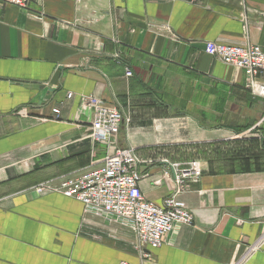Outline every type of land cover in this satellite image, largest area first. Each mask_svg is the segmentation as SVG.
Here are the masks:
<instances>
[{
  "label": "crops",
  "instance_id": "obj_1",
  "mask_svg": "<svg viewBox=\"0 0 264 264\" xmlns=\"http://www.w3.org/2000/svg\"><path fill=\"white\" fill-rule=\"evenodd\" d=\"M207 41L264 50V0L0 1V264H264V153L226 157L215 126L227 114L228 132L264 137V97ZM91 96L119 104V145L138 154L147 200L175 193L173 165L202 169L177 195L194 224L159 248H137L133 230L77 199L35 191L106 156Z\"/></svg>",
  "mask_w": 264,
  "mask_h": 264
},
{
  "label": "built area",
  "instance_id": "obj_2",
  "mask_svg": "<svg viewBox=\"0 0 264 264\" xmlns=\"http://www.w3.org/2000/svg\"><path fill=\"white\" fill-rule=\"evenodd\" d=\"M20 8H27L32 0H0ZM205 52L224 64L246 75V87L254 98L264 97V50L258 44L232 45L207 41ZM127 76L132 71L127 69ZM73 97V93H68ZM89 105L94 109L92 121L93 140L108 146V152L99 166L78 177L48 181L35 188L38 195L57 192L77 199L85 210L103 217L108 222L120 223L137 236L136 247L159 248L177 236L183 225L194 224V215L177 201V195L186 188L187 179L198 180L202 169L197 162L185 168L173 165L175 193L156 204L145 198L141 181L144 175L139 169L140 159L133 147H121L119 134L124 121L119 104H106L91 96ZM54 112L59 114L60 109ZM264 147V137H263ZM264 234V233H263ZM120 264H134L121 261Z\"/></svg>",
  "mask_w": 264,
  "mask_h": 264
},
{
  "label": "trees",
  "instance_id": "obj_3",
  "mask_svg": "<svg viewBox=\"0 0 264 264\" xmlns=\"http://www.w3.org/2000/svg\"><path fill=\"white\" fill-rule=\"evenodd\" d=\"M221 144H226V146H232L230 149L226 151H222L224 155L228 158L238 159L240 162L250 161L252 157L258 156L264 153L263 147V137L262 138H255V137H245L234 139L230 142H224ZM219 147V144H207L206 145V153L211 154L213 151L212 148ZM210 151V152H209Z\"/></svg>",
  "mask_w": 264,
  "mask_h": 264
},
{
  "label": "rangeland",
  "instance_id": "obj_4",
  "mask_svg": "<svg viewBox=\"0 0 264 264\" xmlns=\"http://www.w3.org/2000/svg\"><path fill=\"white\" fill-rule=\"evenodd\" d=\"M226 103V102H225ZM224 102H223V104H225ZM223 111H224V108H223ZM209 117V116H208ZM218 119V117L216 116V125L215 126H217V127H219V128H221V129H223L225 132H227V134L225 135V136H221L220 138L221 139H225L226 138V142H230V141H232V139H230V138H235V137H237V136H241L240 138H245V137H247V136H249V133H250V131H246V130H243L244 129V127H239V126H236L235 127V130L236 131H233L232 130V132H228L227 130H225V129H229V127L231 126V125H229V119H230V116H228L227 114H222L221 116H220V119L219 120H217ZM212 125V124H211ZM232 127V126H231ZM237 128V129H236ZM229 134V135H228ZM243 136V137H242ZM220 139V140H221ZM234 140V139H233ZM218 142H221V141H218V140H216V141H213V143L214 144H218ZM208 144V143H207ZM174 149H176V150H179L177 147H175ZM210 152V151H209ZM213 152H215V151H213ZM207 155H211V154H207ZM211 156H213V155H211Z\"/></svg>",
  "mask_w": 264,
  "mask_h": 264
}]
</instances>
